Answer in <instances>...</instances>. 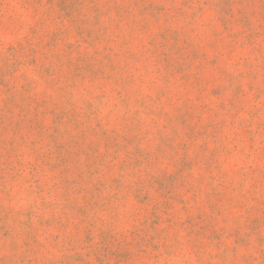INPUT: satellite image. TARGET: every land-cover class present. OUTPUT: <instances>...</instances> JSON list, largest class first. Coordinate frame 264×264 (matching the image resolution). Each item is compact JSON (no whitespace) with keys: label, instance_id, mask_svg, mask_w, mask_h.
Here are the masks:
<instances>
[{"label":"rangeland","instance_id":"374dc122","mask_svg":"<svg viewBox=\"0 0 264 264\" xmlns=\"http://www.w3.org/2000/svg\"><path fill=\"white\" fill-rule=\"evenodd\" d=\"M0 264H264V0H0Z\"/></svg>","mask_w":264,"mask_h":264}]
</instances>
